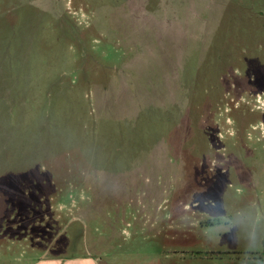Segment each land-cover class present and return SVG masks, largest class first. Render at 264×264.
I'll return each mask as SVG.
<instances>
[{"label":"rangeland","instance_id":"obj_1","mask_svg":"<svg viewBox=\"0 0 264 264\" xmlns=\"http://www.w3.org/2000/svg\"><path fill=\"white\" fill-rule=\"evenodd\" d=\"M257 93L264 0H0V264H264Z\"/></svg>","mask_w":264,"mask_h":264},{"label":"clouds","instance_id":"obj_2","mask_svg":"<svg viewBox=\"0 0 264 264\" xmlns=\"http://www.w3.org/2000/svg\"><path fill=\"white\" fill-rule=\"evenodd\" d=\"M239 105H237L238 107ZM252 111H261L264 112V93H257L256 94V103L254 106H252ZM230 111V109H229ZM227 124L230 126L227 129V135L230 137L235 138L237 135V130L235 127L236 122L229 117L227 119ZM259 132V136H254L253 134ZM218 139L223 142L225 139V132L224 130H221L217 133ZM247 138L249 141L255 140V142L259 143L261 140H264V120H259L254 124L249 125V131L247 133ZM250 240L253 242L250 251H255V235L254 233L250 236Z\"/></svg>","mask_w":264,"mask_h":264},{"label":"crops","instance_id":"obj_3","mask_svg":"<svg viewBox=\"0 0 264 264\" xmlns=\"http://www.w3.org/2000/svg\"><path fill=\"white\" fill-rule=\"evenodd\" d=\"M58 260L55 259H47L45 261H41L35 264H59ZM62 264H99L97 261L91 258H85V259H71V260H63Z\"/></svg>","mask_w":264,"mask_h":264}]
</instances>
